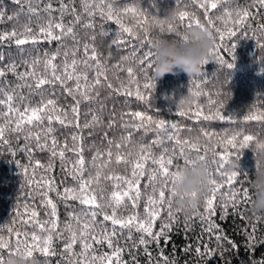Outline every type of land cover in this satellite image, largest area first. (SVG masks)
Listing matches in <instances>:
<instances>
[{"label": "snow or ice", "instance_id": "1", "mask_svg": "<svg viewBox=\"0 0 264 264\" xmlns=\"http://www.w3.org/2000/svg\"><path fill=\"white\" fill-rule=\"evenodd\" d=\"M179 2V0H178ZM233 0H192V3L203 10L206 24L202 23L195 12L187 10L179 11L176 21L179 25L166 23L164 18L156 14H146L145 11L135 6H125L121 8L118 0H80L79 10L76 7L75 0H56L58 6H54L53 0H13L18 6L17 11L8 15L3 8H0V23L13 20L19 22L22 14H27L28 20L20 25L22 30L13 27L11 31L0 32V45L14 43L20 53L21 59L7 60L4 54H0V146H6L10 155L15 157L17 150L28 154L29 165H32V153L35 149L40 151L48 150L51 158L47 164L39 160L35 161L32 171L29 173V167L21 165L19 160H15L18 167L23 168V177L25 184L36 192L40 198V205L45 210L47 219L41 223L37 217L40 213L33 209L30 212L35 226L39 232H21L13 225H8L0 229V264H5L3 250H7L8 255H14L23 250L27 258H33L35 253L44 257L56 255L53 247L56 239L63 241L64 259L62 264H128L123 259L124 248L119 245L118 236L127 230L128 239H132L133 230L139 233L138 242L134 243L137 249L143 246V251L147 257V264H176L175 260L169 259L161 249L157 257H153L150 245L160 246L163 240L167 244L170 239V233L173 227L178 224V213L182 210H173L172 198L174 196V185L176 182V172L180 165L175 163L179 158L183 159V165H189L193 159L206 161L214 166L210 170L208 181V192L203 199V212L199 207L192 211V215L185 217V231L188 230L189 222L193 218H198L205 225L204 231L210 237L217 241V249L223 250L222 241H227L226 236L219 235L220 225L216 223L215 217L219 213V218H227L230 209L233 214H239L242 218L243 212L239 209L241 206L247 208L252 203L253 194L245 183L251 181L241 180L240 177L247 178V174H240L238 171V161L242 149L258 140L252 134H246L243 129H238L228 134V129L223 133L209 132L204 128L200 129L201 135L205 138L203 154L198 142H191L187 139H181L180 133L183 131L178 123H173L165 119L154 118L146 111H133L127 113L135 123L131 125L136 131H142L144 136L149 132L154 133L155 138L148 143H141L139 151L133 153L127 152L122 155L121 148H126L127 143L114 142L104 135V139L109 145L106 151L96 150L91 157V167L95 169V174L89 170L88 161L85 158L84 137L80 134L71 136V146L67 142L63 145L58 143L55 135V125L62 127L74 126L81 128L79 117L82 103H93L98 100L99 87L106 86L116 92L120 88L124 89L123 94L131 96L130 90L135 87V97L144 104H150L151 92L155 89V79L149 75V70L153 67L154 50L152 47L153 38L151 30L158 27L161 34L167 32L172 39L184 40L183 32L180 27L191 29L193 26L201 27L208 31L214 41V46L209 53V58L205 59L207 64L210 59L218 62L228 69H232L236 43L232 42L230 47L225 46L223 41L227 38L230 42L237 37L241 28L251 27L246 21L253 18L248 9L236 10V19H232L233 12L228 8L224 9V16H218L224 28L216 27L215 21L210 15L211 10H215L221 3L229 4ZM257 5L256 15L264 12V0H254ZM131 14L135 19L132 27L123 23L122 17ZM35 17L36 27L34 28L32 18ZM66 17H71L67 19ZM86 17V19H85ZM111 21L118 25L119 30L111 37L108 45L110 51L107 57L98 52L95 45L96 40V19ZM82 26L86 30H91L88 39L92 41L83 43V57L78 59L81 51V40L78 38L76 27ZM100 36L110 37V33L105 30L104 24H100ZM259 38L257 43L264 50V23L259 26ZM255 35L256 30H253ZM71 40L72 46L66 43ZM135 41L131 56L122 55L116 62L111 63L110 68L119 72L126 73L127 84L121 82L120 88L113 89L112 83L108 80V71L110 70L108 62L113 59L111 49L113 46L120 50L122 46ZM219 41V42H218ZM41 42L57 44L55 51H44L39 53L36 48ZM25 45H32V48H25ZM146 49V50H145ZM221 51H227L230 61L221 56ZM36 53V54H33ZM141 53V54H137ZM58 58L60 62L57 63ZM264 60V57L261 58ZM128 66L125 67L124 65ZM135 65V66H133ZM42 66V70H39ZM20 68H24L23 71ZM82 69V70H81ZM264 71V68H262ZM143 75L141 84L140 75ZM13 76L19 83L15 86L7 77ZM119 79V76H117ZM71 82V84L69 83ZM193 88L188 89V94L194 97L188 111L177 107V114L181 117L194 114L197 119L204 121H226L237 123L224 115L222 111L224 104L213 99L210 93L201 90L199 83L193 80ZM59 87L65 98H71V105L65 108L60 105L59 98L56 96L55 89ZM28 89V96L22 91ZM141 88L144 91H141ZM220 95L219 92L216 93ZM32 97H38L33 102ZM208 107V114L204 113V104ZM261 107H264L262 105ZM195 109L194 113L192 109ZM71 114V119L69 115ZM123 119V115L121 116ZM92 124L85 123L83 128H90L93 125L102 123L100 116L93 113L91 116ZM244 122H264V111L254 112L251 109L243 117ZM114 125L113 121L108 124L109 128ZM125 129L129 127L128 123L123 125ZM191 131V129H188ZM132 132L122 136L123 141H130ZM23 138L24 147L20 148L17 143V150L12 149V139L19 141ZM213 137H219L215 144L212 143ZM144 137L141 139L143 140ZM174 142L178 146V154L173 149L169 154L168 148H163L161 154L156 156L153 152L154 146H163L164 141ZM115 147V164L123 165L125 173L119 174L109 169L113 162V151ZM195 152L193 158L191 153ZM68 153H71L74 159H69ZM209 153L211 158L209 159ZM59 160L61 171L66 173L74 182L73 186L65 185L61 191L54 177L49 176L55 167V161ZM154 165L148 169V163ZM70 165V166H69ZM229 166L231 170L229 171ZM258 163L256 167H258ZM43 169V175L39 180L36 179V169ZM175 168V170H173ZM147 178L148 184L144 187L151 188V194L147 196L143 208V216L133 211L132 214L123 216L119 214V209L131 201V207L135 210L139 207V201L142 197L141 180ZM219 177V179H217ZM33 185L35 187L33 188ZM111 186V192L107 197V203L100 201L105 199L106 187ZM227 186V191L222 189ZM24 187V185H22ZM55 197L65 203L68 201H77L81 205V211L69 212L68 221L61 227L58 215L57 203ZM167 193V194H166ZM221 199L217 203V196ZM195 193L193 197L195 198ZM27 213L30 205H23ZM110 208L111 211H104V208ZM166 211V216L162 213ZM21 213L17 212V216ZM260 217H257L259 220ZM160 221L158 231L154 230L157 221ZM27 223V221H22ZM110 226V227H109ZM253 233L256 225L252 226ZM7 234V239L5 238ZM67 233V235H65ZM15 237V239H13ZM249 248H254L257 243H264V240L257 242L255 236L248 235ZM233 248L236 245L228 241ZM77 248L79 249L77 251ZM106 248L107 250L101 251ZM185 251H191L190 247ZM196 254L203 264H208L209 259L217 253L208 245H203V251L200 247L195 249ZM131 255V252H129ZM47 264V261H45ZM132 264H138L135 258ZM264 264V262H262Z\"/></svg>", "mask_w": 264, "mask_h": 264}, {"label": "trees", "instance_id": "2", "mask_svg": "<svg viewBox=\"0 0 264 264\" xmlns=\"http://www.w3.org/2000/svg\"><path fill=\"white\" fill-rule=\"evenodd\" d=\"M76 7L79 10L80 0H75ZM119 6L121 8L125 6H135L136 8L145 11L146 14H156L160 18H164L170 10L176 9L178 11L187 10L189 12H195L200 18L202 23L206 24V20L203 15V10L199 9L196 5L192 3V0H118ZM54 6H58L56 0H53ZM0 8H3L8 15L14 14L18 6L13 3V0H0ZM228 8L233 12L232 19H236L235 11L248 9L253 18H249L246 23L251 25V27L241 28L237 33V37L233 38L230 42L227 38L223 41L225 46L230 47L232 42L236 43L234 67L228 69L226 66L220 65L218 62L211 60L205 64L201 73L195 77H189L186 73L181 70H176L174 73L166 74L163 78L155 79V89L151 92L150 104L146 105L139 101L135 97V87H132L131 96H126L123 94L124 89L120 88L121 82L127 84L126 73L119 72L116 69H111V63L116 62V60L122 55L131 56L132 48L135 41L128 43L120 50H117L115 46L111 49V55L113 59L108 62L110 70L108 71V80L112 83L113 89L120 88V92L108 89L106 86L99 87L97 91L99 92V97L96 102L93 103H82L80 107V117L79 122L81 125L80 129L75 128L72 125L68 127H62L59 124L55 125L56 137L58 143L63 145L65 142L71 146V136L73 134H80L84 137V148H85V158L88 161L89 170L92 174H95V169L91 167V157L95 154L96 150L99 149L102 152L106 151L109 147L107 141L104 139L105 133L107 137L112 139L114 142L127 143L126 148H121L120 152L122 155H126L127 152L131 151L133 153V158L135 153L139 151V145L141 143H148L155 138L154 133L149 132L147 136H144L142 131H136L131 127L135 121L127 113L133 111H146L148 114L152 115L154 118L165 119L173 123H178L183 131L180 133L181 139H187L191 142H198L201 147V153L203 154V147L205 144V138L201 135L200 129L204 128L209 132L223 133L224 129H228V134L232 132L243 129L246 134H252L258 139H264V122H244L243 117L248 114L251 109L254 112L264 111V50L260 48V45L256 42L259 38V25L264 23V12L256 15L257 5H255L254 0H233L232 3L225 4L221 3L217 9L211 10L210 15L215 21L216 27L224 28L223 23L216 19L218 16H224V9ZM225 19L228 17L224 16ZM71 19V17H66ZM86 19V17H85ZM28 20L27 14H22L19 18V22L13 20L11 22L5 21L0 23V32L11 31L13 27L18 30H22L20 25L26 23ZM33 27H36L35 20L33 17ZM123 23L126 26L132 27L135 24V19L129 13L122 17ZM104 24L105 30L110 33V37L104 38L100 36V24ZM176 25H179V21H175ZM96 40L95 45L99 53L104 57L109 55V43L112 36L115 35L116 31L119 30L118 25H115L111 21H101L99 17L96 19ZM179 30L184 32L186 29L180 27ZM253 30H256L254 35ZM76 32L78 38L81 40V51L78 54V59L83 57V43H92L88 39L91 30H86L82 26L77 25ZM158 34L157 28L153 27L151 30L152 38ZM167 38L172 39V37L164 33ZM219 42V41H218ZM264 43V40L260 41ZM69 47L72 46L71 40L66 41ZM25 48H32V45H25ZM57 44L55 42L49 44L41 42L36 46L39 53L44 51L52 52L55 51ZM146 50V49H145ZM0 54H4L7 60L15 59L19 61L21 59L20 53L14 43L0 45ZM36 54V53H33ZM138 55L141 53H137ZM221 56L226 60L230 61V56L227 51H221ZM60 62L58 58L57 63ZM125 67L128 65L125 64ZM135 66V65H133ZM21 71L24 68H20ZM39 70H42V66ZM82 70V69H81ZM149 75L153 77L152 69L149 70ZM119 76V79H117ZM12 85L15 86L19 83L13 76L9 75L7 77ZM141 84L143 83V75H140ZM193 80L199 83L201 90L210 93L213 99L217 100L218 104L222 102L224 104V115L233 120H237V123H230L226 121H204L202 118L197 119L194 114L186 115L181 117L177 114L176 100L179 99L181 95L188 94V89L193 88ZM71 84V82H69ZM195 90V89H194ZM25 96H28V89L24 88L22 90ZM141 91H144L141 88ZM56 96L59 98L60 105L66 109L70 107L72 101L71 98H65L66 94L57 86L55 89ZM219 92L220 95L217 96L216 93ZM227 93V96L225 95ZM33 102H35L38 97H32ZM194 99V97H193ZM204 113L208 114V107L206 103V98H204ZM190 108V107H189ZM189 108L185 111H188ZM195 109H192L194 113ZM95 113L100 116L102 123L93 125L90 128H83L85 123L92 124L91 116ZM123 115V119L121 116ZM71 114L69 119H71ZM110 121L114 122L112 128L108 127ZM125 123L129 124V127L125 129L123 125ZM188 129H191L189 131ZM128 132H132L130 141H123L122 136L127 135ZM142 137L143 140L141 139ZM194 137H198L194 138ZM219 137H213L212 143L215 144ZM17 143H19L20 148L24 147L23 138L17 141L15 138L12 139V149L17 150ZM163 148L169 149V154H171L173 149H176L178 154V146L174 142L164 141L163 146H154L153 152L156 156H159ZM113 151V162L109 165V169L116 171L119 174H130L131 169H128V173H125L123 165H116L115 160V147L112 148ZM194 158L196 153H191ZM69 159H74L71 153H68ZM51 158V153L48 150L40 151L35 149L32 153V165H29V159L27 153H22L17 150L15 157L10 155L9 149L6 146H0V229L5 228L8 225H13L14 227L23 232H39V228L35 226L34 220L30 216V212L35 209L40 213L39 221L43 223L47 216L45 215V210L40 205V198L35 191L30 189L26 184L23 177V168L18 167L15 160H19L21 165L29 167V173L32 171V166H34L35 161L39 160L44 164H47ZM211 158V153H209V159ZM180 166L183 165V159L179 158L175 161ZM70 166V165H69ZM148 169L154 167L150 162L146 165ZM210 170L214 166L209 165ZM175 170V168H173ZM229 171L231 167L229 166ZM256 170V161L254 159V154L250 148H245L241 150L240 159L238 161V171L240 174H247V178L240 177L241 180L247 181L248 179L254 178ZM43 169H36V179L39 180L40 176L43 175ZM49 176L54 177L57 185L60 187L61 191L65 185L73 186L74 182L70 177L66 176V173L61 171L59 160L55 161V167L52 172L48 173ZM219 179V177H217ZM148 184L147 178L141 180V191L142 197L139 201V207L133 209L131 207V201H127L124 206L119 209V214L127 216L132 214L133 211L138 212L143 216V208L147 196L151 194L150 187H144ZM24 185V187H22ZM250 184L245 183V186L249 187ZM35 185H33V188ZM227 191V186L222 189V192ZM111 192V186L108 185L105 191V199L101 200L102 204L107 203V197ZM167 194V193H166ZM54 198V202L57 203L58 215L60 219L61 227L68 221L69 212L81 211V205L77 201H68L67 203L57 199L55 193H51ZM221 199L220 194L217 196V203ZM254 199V197H253ZM24 204H29V210L26 213L23 207ZM199 211L203 212V199L200 200ZM176 207L173 204V210ZM104 211L110 212L111 209L105 207ZM243 212V216L247 219L242 218L239 214H233L231 209L226 219L221 220L219 218V213L215 217L216 223L220 225L219 235L226 236L227 241H222L223 250L222 254L219 249H217V241L214 237H210L204 231L205 225L200 222L198 218H193L189 222L188 230L185 231V217L192 215V212L185 213L181 211L178 213V224L173 227L170 233L171 239L165 244L161 241L159 247L152 244L150 245V250L152 251L153 257H157L159 251L162 249L169 259L175 260L176 264H203L199 260L195 249L197 247L201 248L203 251V245H208L213 250L216 251V255L209 259L208 264H262L264 262V243H257L254 248H249L248 235L252 234L255 236L257 242L264 240V218L257 220V217L253 215L251 211V204L244 208L243 206L239 209ZM17 212L21 213L17 216ZM162 216H166V211L162 213ZM22 221H27L23 223ZM256 225V230L253 233L252 226ZM110 227V226H109ZM160 228V221L158 220L155 229L158 231ZM67 235V233H65ZM139 233L133 230L132 239H128L127 230H124L123 234L118 236L119 245L124 248L123 259L132 264L133 258L136 259L138 264H147V257L144 254L143 246L139 249L134 247V243L138 242ZM5 238L7 239V234L5 233ZM15 239V237H13ZM228 241L233 242L236 247L233 248ZM53 247L55 248L56 255L50 257H44L39 253H35L33 258L36 264H62L64 259L63 253V241L61 239H56L54 241ZM190 247L191 251H185L186 248ZM79 249L77 248V251ZM107 250L106 248L101 249V251ZM131 252V255L129 254ZM4 258H7V250H3Z\"/></svg>", "mask_w": 264, "mask_h": 264}, {"label": "clouds", "instance_id": "3", "mask_svg": "<svg viewBox=\"0 0 264 264\" xmlns=\"http://www.w3.org/2000/svg\"><path fill=\"white\" fill-rule=\"evenodd\" d=\"M179 11L170 10L164 17L166 23H175ZM153 38L152 47L154 60L152 67L153 78H163L166 74L181 70L189 77L198 76L205 59L214 46V41L208 31L201 27L193 26L183 32L184 40L169 39L161 34L158 27ZM227 96V93L225 94ZM193 101L190 94L181 95L175 101L177 107L187 110ZM197 138L198 137H194ZM254 154L256 167L254 178L250 179L249 188L254 199L251 211L254 216L264 218V139L253 141L249 147ZM210 168L206 161L193 159L189 165H181L176 172L174 196L172 202L177 209L185 213L195 210L200 200L208 192ZM195 193V198L193 197ZM5 264H36L34 259H29L23 250L5 258Z\"/></svg>", "mask_w": 264, "mask_h": 264}]
</instances>
